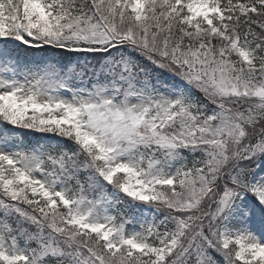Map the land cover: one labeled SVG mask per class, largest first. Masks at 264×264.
Wrapping results in <instances>:
<instances>
[{
  "label": "snow or ice",
  "instance_id": "1",
  "mask_svg": "<svg viewBox=\"0 0 264 264\" xmlns=\"http://www.w3.org/2000/svg\"><path fill=\"white\" fill-rule=\"evenodd\" d=\"M0 264H264V0H0Z\"/></svg>",
  "mask_w": 264,
  "mask_h": 264
}]
</instances>
